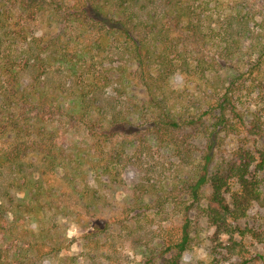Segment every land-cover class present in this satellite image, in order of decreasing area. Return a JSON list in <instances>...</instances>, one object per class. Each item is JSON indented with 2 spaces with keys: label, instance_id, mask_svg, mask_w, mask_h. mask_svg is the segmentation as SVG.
<instances>
[{
  "label": "trees",
  "instance_id": "trees-1",
  "mask_svg": "<svg viewBox=\"0 0 264 264\" xmlns=\"http://www.w3.org/2000/svg\"><path fill=\"white\" fill-rule=\"evenodd\" d=\"M263 71L264 0H0V264L57 259L69 222L107 237L114 204L94 184L119 189L152 150L178 173L147 170L124 203L181 225L135 242L142 263L182 264L203 221L230 234L264 207Z\"/></svg>",
  "mask_w": 264,
  "mask_h": 264
},
{
  "label": "rangeland",
  "instance_id": "rangeland-1",
  "mask_svg": "<svg viewBox=\"0 0 264 264\" xmlns=\"http://www.w3.org/2000/svg\"><path fill=\"white\" fill-rule=\"evenodd\" d=\"M36 24L38 29H42L44 25L41 21H37ZM178 83H181V78L172 80L173 86H177ZM241 98L242 101L246 98L244 102H250L251 110L263 106L262 102L254 98V93L244 91ZM237 147V137L230 134L223 145V154L218 155L220 164L216 162V166L214 165L212 169L221 168L224 161L227 162L232 158L233 150ZM164 159L154 150L146 153L142 160L138 159L137 166L134 164L133 167L122 171L119 179L123 185L114 191L110 192L103 184H94L99 193H104L109 201L113 202L109 215H116L113 220L115 225H110L107 237L99 236L100 239L96 243H87L86 235L94 231L90 225L92 222L84 221L80 225L69 222L67 234L72 238L70 245L57 259H49L48 264H58L59 259L74 255L79 261L78 264L105 262V259H108L110 264H143L141 256L134 248L135 242L144 245L152 242L159 235L164 236L167 232L176 233L181 221L171 215H155L149 211L144 213L142 210L131 211L127 203H124V199L125 196L130 195L132 187L146 177L143 175L144 172L149 171V179L156 181H163L164 175L169 173L176 175L178 171L175 165L170 166ZM224 166L221 168L222 171ZM231 187L235 189V183L231 184ZM209 193L210 187H206L205 196ZM226 197H228L227 193ZM84 218L96 220L89 215H85ZM100 223V227L106 231L109 226H105L102 221ZM197 237L183 257L182 264H264V207L254 204L245 218L230 226V234H217L215 228L207 227L206 222L203 221ZM240 249L245 253L239 252Z\"/></svg>",
  "mask_w": 264,
  "mask_h": 264
}]
</instances>
